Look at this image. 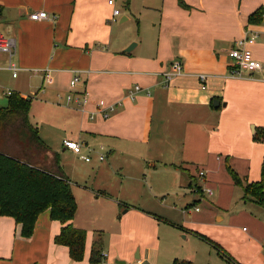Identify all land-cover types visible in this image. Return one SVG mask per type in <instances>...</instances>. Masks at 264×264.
I'll use <instances>...</instances> for the list:
<instances>
[{"label": "crops", "instance_id": "0c3cea01", "mask_svg": "<svg viewBox=\"0 0 264 264\" xmlns=\"http://www.w3.org/2000/svg\"><path fill=\"white\" fill-rule=\"evenodd\" d=\"M118 7L120 23L133 20L122 8L139 18L131 53L125 51L135 40L115 31L119 21L108 0H0V35L14 39L11 60L19 68L14 77L10 55L0 52V91L33 98L30 121L45 147H35L33 160L54 164L58 157L78 205L72 225L87 234L84 260L73 262L69 249L54 242L62 224L49 211L31 239L22 238L13 218L1 217L0 264H54L62 252L74 264H95L92 254L102 251L116 261L148 264L153 250L172 253L174 246L186 248L172 256L174 264H193L199 252L175 237L183 244L200 240L223 258L204 237L230 264H264V207L244 190L262 177L264 142L254 138L264 130V70L232 77L228 56L238 40L255 35L249 48L264 64V0H129ZM259 9L262 21L250 24ZM39 12L49 19L30 18ZM175 61L183 73L167 82ZM135 86L141 90L130 99ZM84 91L91 103L83 113L66 97L72 92L80 99ZM99 101L116 105L110 118L96 114ZM36 104L47 113L36 114ZM66 139L84 145L82 154L66 149ZM70 154L82 163L61 162ZM109 157L125 158L114 168L119 185L98 179L113 167L105 163ZM112 217L115 230L106 232ZM105 235L112 240L108 249Z\"/></svg>", "mask_w": 264, "mask_h": 264}, {"label": "trees", "instance_id": "16d2710c", "mask_svg": "<svg viewBox=\"0 0 264 264\" xmlns=\"http://www.w3.org/2000/svg\"><path fill=\"white\" fill-rule=\"evenodd\" d=\"M262 19L263 10L259 9L250 16L249 23H260ZM32 101V97L23 98L19 93L13 92L8 98L7 106L0 107V141L5 131L13 129V138L20 149L14 153L5 146H0V218H13L16 224L21 226L22 238L31 239L40 215L49 211L51 219L62 224L60 233L55 237V244L67 247L73 262H81L85 256L87 234L72 225L77 212V202L71 181L61 170L56 155L54 164L45 161L39 165L33 160L37 157L35 147L39 149L44 145L38 128L30 121ZM254 139L264 142V130L257 131ZM13 144L9 143V147ZM227 168L235 184L242 186L238 174L229 165ZM244 190L246 197L252 196L264 207V164L261 181L247 183ZM203 239L226 257L221 247L204 237ZM226 258L231 262L233 260L231 257ZM91 259L98 262L100 256H96L94 252Z\"/></svg>", "mask_w": 264, "mask_h": 264}, {"label": "built area", "instance_id": "2783aa9c", "mask_svg": "<svg viewBox=\"0 0 264 264\" xmlns=\"http://www.w3.org/2000/svg\"><path fill=\"white\" fill-rule=\"evenodd\" d=\"M129 0H108V4L113 9V20L120 16L121 12L118 7L119 3L127 4ZM30 18L34 21H41L49 19V15L46 12H39L34 13L30 16ZM256 40L255 35L247 36L244 39L238 40L235 43V46L230 50L228 56L230 59L229 62V71L230 75L232 77H241L244 72L248 73H255V72H261L264 70V64L260 61H258L252 52V50L249 48L250 44H253ZM16 50V44L14 39L6 38L4 36L0 35V52L7 53L10 55V65L9 68L14 72V77H17V72L19 71V68L15 63L12 62V57ZM174 70L172 72L165 73V79L167 82H169L173 77L178 76L183 73V64L181 61H175L173 64ZM199 79L201 83L203 84V88H206L204 85L207 76L204 74H200ZM80 77L76 76L71 81V89H74L75 86L79 83ZM141 90L140 86H135L133 91H129L128 97L130 99H135V93L139 92ZM13 94V91L7 90V91H0V100L4 97H11ZM61 99V97L59 98ZM67 104H73L75 103L77 108H79L83 113L86 112L87 106L91 103V96L88 91L83 92V97L80 99H74L72 92L66 97ZM97 111L96 114L102 116L104 119L110 118L112 113L115 112L116 105L108 104L105 101H99L96 104ZM63 146L66 149H69L76 153L77 155L82 154V150L84 148V145H82L78 141H74L71 139H66L63 141ZM83 160L86 162H89L91 158L88 156H81ZM100 160L103 161L105 159L104 155H101ZM199 178L204 179L205 173L204 171H199ZM208 195H212L213 191L211 189H208L206 191ZM199 211V209H196ZM95 264H119L116 260L112 259L109 256V253L102 251L100 254V260L96 262ZM122 264H134L130 262H124Z\"/></svg>", "mask_w": 264, "mask_h": 264}, {"label": "rangeland", "instance_id": "374dc122", "mask_svg": "<svg viewBox=\"0 0 264 264\" xmlns=\"http://www.w3.org/2000/svg\"><path fill=\"white\" fill-rule=\"evenodd\" d=\"M134 1V0H133ZM132 2V0H131ZM122 15L125 16H129L131 17L133 20L131 22H124V23H120V18L117 17L116 20H118V24H116V22L114 23L115 25V31H120L124 37L130 38L133 37L134 38V42L131 44H137V39L139 37V18H135L131 11L130 8H122ZM130 44V45H131ZM8 104V99L7 97H4L0 100V107H5ZM35 109L37 111L36 114L39 115H44L46 112V109L44 106H42L41 104H36ZM33 116V115H32ZM35 120L38 121V119L35 118ZM36 122V121H35ZM8 132L5 131L4 135L1 138V144L0 146H5V148H7V150H9L10 152H18L19 149V145H17V143L15 142L14 138H13V129L11 130H7ZM9 140V141H8ZM9 143H14L12 145V147L10 148ZM17 147V148H16ZM15 150V151H14ZM93 155H91L92 157ZM125 158H118L117 160H115V162H112L111 158L109 157V159L107 158L106 160V164H112L113 167H105V172L102 176H99L98 179L100 178H104L107 179L109 182H113L114 184L119 185L121 182V173L114 171V168L116 167H120V165L124 162ZM111 161V162H110ZM61 162H70V164L72 166H74V164H78V163H82V161L79 159V156H72L71 154L69 156H66L65 160L61 159ZM109 164V166H110ZM199 178V176H198ZM201 181H203L204 179L199 178ZM103 179H101L100 182H102ZM197 187H199L201 190H204V194H206V191L210 188H204L203 186L200 185H196ZM129 189L126 188V193H129ZM197 192L200 193L199 189H196ZM209 196V195H208ZM198 208H200V205L197 206ZM47 212V211H46ZM45 213V212H44ZM78 213V205H77V212L76 215ZM80 213V212H79ZM82 216V214H81ZM108 220V219H107ZM101 224H106V223H101ZM93 226H98V225H93ZM107 226L106 232H110L112 233L115 230L116 227V221L115 218L112 217V223L105 225ZM245 227L247 225H244ZM95 233L92 232L91 234V239L89 241V244L91 245V247L94 246V242H93V238L95 237ZM106 236V241H105V248H109L110 245L112 244V240L110 238V236L105 235ZM178 239V240H177ZM193 239V238H192ZM175 240L178 241L181 245H183V247H188L189 249L193 250V251H198L199 252V258L196 259L195 261H193V264H230L229 262H227L228 260L226 258H222L217 251L212 250L210 247L207 246L206 243L201 242L200 240H191L193 242H189V244L184 243L180 240V238L175 237ZM176 244V243H175ZM173 251L172 253H167V251L161 247L160 250L155 251L153 250L151 252V254L149 255V260H148V264H174V259H173V255L177 252H179L178 254L182 253V252H186V248H184V250L182 249V247H178V246H174V248H172ZM169 249L168 250H172ZM227 260V261H226ZM54 264H74L72 261L69 260L68 255L65 252L60 253L59 255H56V258L54 259Z\"/></svg>", "mask_w": 264, "mask_h": 264}, {"label": "water", "instance_id": "95a60500", "mask_svg": "<svg viewBox=\"0 0 264 264\" xmlns=\"http://www.w3.org/2000/svg\"><path fill=\"white\" fill-rule=\"evenodd\" d=\"M135 46H136V44L131 45L125 52L131 53ZM219 105H220V102L218 100L214 102L215 107H218ZM117 263L122 264V263H124V261H120V260L118 261L117 260Z\"/></svg>", "mask_w": 264, "mask_h": 264}]
</instances>
